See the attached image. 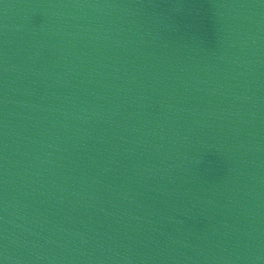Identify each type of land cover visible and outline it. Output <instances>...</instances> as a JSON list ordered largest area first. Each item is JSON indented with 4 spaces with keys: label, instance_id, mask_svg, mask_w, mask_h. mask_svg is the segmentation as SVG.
Instances as JSON below:
<instances>
[{
    "label": "water",
    "instance_id": "95a60500",
    "mask_svg": "<svg viewBox=\"0 0 264 264\" xmlns=\"http://www.w3.org/2000/svg\"><path fill=\"white\" fill-rule=\"evenodd\" d=\"M0 264H264V0H0Z\"/></svg>",
    "mask_w": 264,
    "mask_h": 264
}]
</instances>
